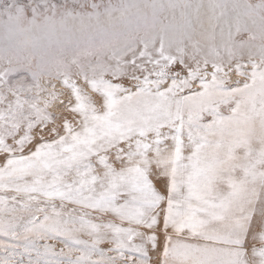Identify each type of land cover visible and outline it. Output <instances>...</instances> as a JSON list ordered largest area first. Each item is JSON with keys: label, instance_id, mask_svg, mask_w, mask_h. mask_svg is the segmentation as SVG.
<instances>
[{"label": "snow or ice", "instance_id": "obj_1", "mask_svg": "<svg viewBox=\"0 0 264 264\" xmlns=\"http://www.w3.org/2000/svg\"><path fill=\"white\" fill-rule=\"evenodd\" d=\"M0 264H264V0H0Z\"/></svg>", "mask_w": 264, "mask_h": 264}]
</instances>
